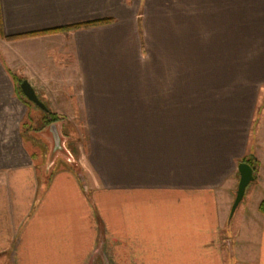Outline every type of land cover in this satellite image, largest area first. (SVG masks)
<instances>
[{"label": "crops", "instance_id": "crops-1", "mask_svg": "<svg viewBox=\"0 0 264 264\" xmlns=\"http://www.w3.org/2000/svg\"><path fill=\"white\" fill-rule=\"evenodd\" d=\"M151 1L156 11L158 1ZM180 2V25L187 33L206 26L217 38L225 30L229 60L237 54L239 6L247 12L243 37H264V16L260 23H250L264 0ZM149 3L0 0L5 37L111 19L64 33L0 40V258L11 264H225L218 233L233 200L231 187L223 184L236 175L237 186L238 165L249 155L246 144L257 90L247 95L245 85L225 86L215 113L212 103L218 94L210 96L213 101L200 97L213 91L210 86L157 84L152 76L162 71L168 80L170 73L167 67L157 68V57L149 62L151 74L141 71L139 83H124L127 60L133 69L136 58L140 64L142 57L135 33L139 9L143 6L145 29L155 28L158 21L153 11L148 14ZM170 55L163 56L168 66L177 56ZM189 61L182 59L179 67ZM142 76L148 77L146 83ZM23 80L51 112L65 110L69 119L96 126L88 154L99 175L92 180L94 189L88 191L69 169L46 181V171L37 165L24 134L31 104L17 89ZM195 105L202 110L201 132L191 144L188 138L175 145V125L181 123L176 113H190ZM115 124L117 133L110 127ZM258 157L254 180L263 185V192L252 211L257 236L245 264H264V213L258 210L264 200V151ZM116 172L118 186L110 187ZM110 236L117 239L115 262L107 258L109 250L101 246L96 252L95 247L99 237L102 245Z\"/></svg>", "mask_w": 264, "mask_h": 264}, {"label": "rangeland", "instance_id": "rangeland-1", "mask_svg": "<svg viewBox=\"0 0 264 264\" xmlns=\"http://www.w3.org/2000/svg\"><path fill=\"white\" fill-rule=\"evenodd\" d=\"M156 1H158L159 4V7L157 6L158 9L155 11L154 4L152 5L151 0H149V2L151 3L152 7L149 6L148 9V14L149 12L153 11L152 17L158 18V21H155V23H153L155 28L145 29L143 27L142 20L143 16H145L143 6L139 9V12L137 14L138 26L135 29V33L141 40L142 57L140 60V64L136 58L133 69L129 65V60H127L128 66L124 83H139L140 72L142 71V75L145 73H150L149 62H151V60L153 62V58L157 57V68L164 71V69L167 67L170 72L168 80H166V76H161L160 74V72L162 71L159 72L157 70L159 73L157 72L156 77L152 76L153 80H155L156 78L157 84H162L164 81H169L175 84H188L194 86L202 85V87L208 85L213 88V91L203 93L200 97H202L201 100L206 99L207 101L208 99H211L210 96H215L216 94H218L217 97L215 96L216 98L212 103V105L215 107L212 109V111L215 113L220 111V109L218 108V106L220 105L218 104V101L224 95L221 92L222 90H225V86L238 85L240 88L241 85H245L246 87L244 88L248 92L247 95H249L250 90H257V98L254 104L253 120L251 122L252 127L251 131L249 132V139L247 140L246 144L247 153H249V155H247L246 158L251 157L255 158L258 161V171L260 165L258 156L261 155V153L264 151V141L262 139V126L264 132V37L262 38V35H260L259 33L251 34L253 37H249L248 39L246 37H243V34L241 33V25L245 26V24L248 23L244 17L247 12L246 10H241L242 8L239 6L240 10L238 12V38L234 39L236 44L238 43L237 54L236 57L234 55L233 60H229L228 54L230 39H226L228 40V44L225 43V37H223L225 35V30H221V35L219 33V36L217 38L213 36L214 30L210 29L209 27V29H206V26L195 30L191 28L189 33H187V27H182L180 25L179 16L182 15V4L180 2L181 0ZM226 4L229 6L228 3ZM253 14L257 16L259 15V18L255 17V15L253 17L251 16L250 23H252L253 21L255 23H260V21H262L260 17H262V15L264 16V4L261 3L260 7L256 11L254 10ZM222 16H226L225 11H223ZM147 21L149 24V20ZM192 24L193 23L189 22V25ZM195 25L196 23H194L192 26L194 27ZM207 26H209V24H207ZM181 31H183V33ZM5 39L9 40L11 38L5 37V35L0 31V40L4 41ZM14 40H19V38ZM128 50L129 49L127 47V51ZM170 54H174L175 56H177L173 62H168V66V64H166L165 58L169 59L171 57ZM164 55L165 58L163 57ZM182 59L190 60L189 63H187L189 65H185L187 68L179 67L180 63L182 64ZM162 63L166 64L165 67L162 66ZM183 69L185 72L187 71L186 74L183 73ZM114 80L116 81V76L114 77ZM147 80L148 77L142 76V83H146ZM39 97V100L44 103V100H42L41 98L42 96ZM213 99L211 100L213 101ZM30 103L31 114L28 124L26 126L23 125L24 134H26L27 137L29 136L30 138V151L31 153L35 154L37 165L43 167L46 171V181L53 173L59 170L69 169L79 178L81 184L83 186H86L88 191L90 190L91 186L94 189V187L96 186H94V184L92 185V180L94 178L99 179V175L96 174L93 167L89 163L88 154L90 153V133H95L97 131L94 130L96 126H88L83 123H77L76 120L72 118L69 119L67 117V115L65 114V110H58L59 112H57L56 114L61 118L59 121L53 122L56 123V125H54L56 129L50 127V129L48 130V126L50 125L48 124L44 129L39 131L37 129L41 126V116L44 114V111L37 107L34 103ZM49 103L52 104L53 101ZM67 111H69V109H67ZM190 111L191 112L188 113V111L185 109H179L176 113L177 117L181 118L180 120L176 119V122H181L179 124L181 126L175 125L177 129L174 135L175 140H177V142H175V145H178V142L180 141H188V138L189 143L191 144L193 140L197 139L196 137L198 133L201 132V130L199 129L200 127L202 128V125H199L198 122H200V119H202L200 117L202 110L195 105V107L191 108ZM216 119L219 120V118ZM110 127L111 130L114 131V133H117V131H119L118 125L116 124L111 125ZM89 128L92 131H89ZM130 129H133V127H131ZM57 136L61 140V145L63 146L62 149H57L55 147V145L57 144L56 142H58ZM194 142L196 143L197 141ZM87 163H89V165ZM145 168H149V166H144V169ZM235 176L236 175L231 176L230 178H228L226 183L223 184V186H225L226 184L227 188L231 187L230 191L232 193L233 201L237 190V186H235L237 177ZM113 178L115 180V183L111 184L110 187H117V172L114 173ZM262 188L263 185L259 184V181L257 180H254L247 186L244 198L237 207L230 222H228V217L233 201L225 212V218L222 222V228L218 233L219 243L223 251L225 264H245L246 262V256L250 253V245L253 244V240H255L257 236V224H255V221L251 219L253 216L252 211L253 209L255 210V207L257 206L255 201L258 197V194L260 195L263 192ZM252 189L254 190V193H256L255 195L254 193H251ZM259 212L262 213L260 210ZM252 226L253 229H250ZM100 229L101 227H99V230ZM100 237L98 239V243L95 246L97 247L96 252L98 250L100 251L102 246L103 248L107 249V251L109 250L107 258L111 262L112 260L115 262V260H117V239L113 236H110L108 238L105 237L104 243L101 245ZM107 239H109L110 243H108ZM114 254L115 258H113ZM0 264L11 263L8 262L7 258L2 257L0 258Z\"/></svg>", "mask_w": 264, "mask_h": 264}, {"label": "water", "instance_id": "water-1", "mask_svg": "<svg viewBox=\"0 0 264 264\" xmlns=\"http://www.w3.org/2000/svg\"><path fill=\"white\" fill-rule=\"evenodd\" d=\"M20 89H21L22 93L24 94V96L30 102L34 103L37 107H39L44 112H48L47 107L45 106V104L42 101L39 100L37 94L35 93L34 89L32 88V86L29 84V82L27 80H23L21 82ZM54 125H56V123H51L48 126V130L50 129V127L55 128ZM57 140H58V142H56L57 144L55 145V147L57 149H62L63 146L61 145V140L59 139L58 136H57ZM238 173H239V181H238L237 190L235 193V198H234L233 204H232L231 209H230L228 222L231 221L237 207L239 206V204L243 200L247 186L250 183H252L255 179V177L253 175V169L246 162L239 163Z\"/></svg>", "mask_w": 264, "mask_h": 264}, {"label": "trees", "instance_id": "trees-1", "mask_svg": "<svg viewBox=\"0 0 264 264\" xmlns=\"http://www.w3.org/2000/svg\"><path fill=\"white\" fill-rule=\"evenodd\" d=\"M110 20L111 19L106 18V19L95 20V21L80 23V24H74V25L60 27V28H53V29L44 30V31L29 32V33L18 35V36H12L10 38L11 39H18V38L20 39V38H25V37H34V36H40V35H45V34H51V33H64V32H69V31L79 29V28H83V27H91V26H96V25H100V24H105V23L110 22ZM0 31H1V24H0ZM17 89L19 90L20 88L17 87ZM19 92H20V90H19ZM22 96H23V94H22ZM23 98H25V97L23 96ZM60 118H61L60 116H58L54 112H51L50 110L47 113L44 112V114L41 116V121H42L41 126L37 130L41 131L48 124L59 121ZM242 161L248 163L251 166V168L253 169V175H254V177H256V172L258 169V161L255 158H251V157L245 158ZM259 210L262 213H264V200H262L261 203L259 204Z\"/></svg>", "mask_w": 264, "mask_h": 264}]
</instances>
